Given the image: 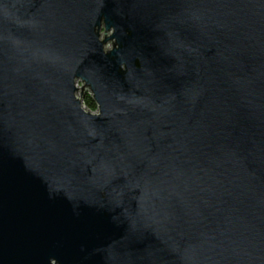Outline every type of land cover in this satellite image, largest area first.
<instances>
[{"label": "water", "instance_id": "1", "mask_svg": "<svg viewBox=\"0 0 264 264\" xmlns=\"http://www.w3.org/2000/svg\"><path fill=\"white\" fill-rule=\"evenodd\" d=\"M0 264H264V0H0Z\"/></svg>", "mask_w": 264, "mask_h": 264}, {"label": "trees", "instance_id": "2", "mask_svg": "<svg viewBox=\"0 0 264 264\" xmlns=\"http://www.w3.org/2000/svg\"><path fill=\"white\" fill-rule=\"evenodd\" d=\"M83 104L90 110H95L96 109V105L94 103V101L91 99V97L86 94L84 97H83Z\"/></svg>", "mask_w": 264, "mask_h": 264}, {"label": "rangeland", "instance_id": "3", "mask_svg": "<svg viewBox=\"0 0 264 264\" xmlns=\"http://www.w3.org/2000/svg\"><path fill=\"white\" fill-rule=\"evenodd\" d=\"M111 46V44L110 43H107L106 44V47H110ZM78 86H80V82L78 83ZM79 95V94H78ZM94 111V110H93Z\"/></svg>", "mask_w": 264, "mask_h": 264}]
</instances>
